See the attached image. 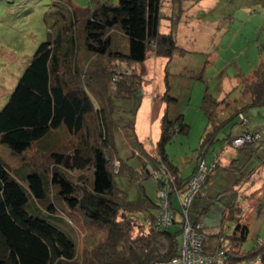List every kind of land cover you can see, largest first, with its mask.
<instances>
[{"label":"trees","instance_id":"1","mask_svg":"<svg viewBox=\"0 0 264 264\" xmlns=\"http://www.w3.org/2000/svg\"><path fill=\"white\" fill-rule=\"evenodd\" d=\"M162 2H100L91 11L69 2L65 13L53 12L55 32H50L49 38L37 46L7 102L0 109V144L16 155H23L34 143L62 130L76 136L78 143L72 152L65 151V148H50L42 154V157L50 158L54 165L46 180L41 174L44 172L36 165L39 172L32 171L20 177L32 196L53 217L52 223L26 210L28 198L25 191L0 159V264H156L177 253L181 215L178 219L174 218L172 225L180 226L175 232L169 228L159 229L155 225L157 212L150 210L157 204L147 203L144 206L147 214L143 220L134 215L143 207L129 200L114 180L109 156L114 142L108 137L109 122L102 114L105 108L98 110L95 107L90 91L97 94V90H87L90 88L89 79L95 82V69H105V73L100 72L118 86L120 94L116 97L131 99L135 95L141 96L143 79L137 65L146 60L148 51L169 59L175 52H184L177 46L171 32L161 33L159 30ZM118 60L132 64L134 71L124 76L125 71L118 75L117 69H107L108 62ZM85 75L87 80L83 79ZM99 85L104 92L107 91L105 82H99ZM241 94L245 103L235 108L238 105L235 100L236 106L230 108L228 95L216 98L205 92L200 107L207 125L200 156L217 140L224 124L235 115L239 117L244 107L264 105V64L258 65L251 77L242 80ZM162 99L167 104L176 100L168 89ZM222 104L228 108L222 111L225 114L223 117L217 111ZM110 106L113 113L115 101L110 100ZM241 128L238 133L227 134L225 144L244 132L260 135L250 127ZM176 132L187 133L188 125L183 122L181 114L170 118L167 109L161 118L160 136L155 143L156 156L166 164L179 186L174 167L165 153V145ZM258 139L260 136L254 142ZM214 162L205 182L218 167L217 158ZM85 168L91 171L88 182L80 176L81 185H78L68 178L69 170L83 171ZM122 169H127L130 174L133 172L125 162L121 165ZM46 184L54 188L55 196L64 208L79 212L83 217L89 232L81 248L77 232L69 227L65 217L56 215L54 203L48 200ZM179 189L183 190V187ZM205 209L202 208V212ZM176 212L175 209L174 216ZM198 218L199 215L194 220ZM229 218L236 219L232 234L227 238L220 232L216 234L225 240L219 242L226 255L222 264H234L243 258L249 260L264 254L263 245H258L247 254L242 252L240 256L232 253L246 240L248 227L241 222L240 215ZM135 226L137 233L133 235Z\"/></svg>","mask_w":264,"mask_h":264},{"label":"rangeland","instance_id":"2","mask_svg":"<svg viewBox=\"0 0 264 264\" xmlns=\"http://www.w3.org/2000/svg\"><path fill=\"white\" fill-rule=\"evenodd\" d=\"M69 2L76 7L91 11L100 2L116 4L117 0H0V109L7 102L37 46L49 38L50 32H55L53 12L65 13L69 9ZM262 2L258 12L249 14L237 1L234 3L232 0H193L186 19H182V23L192 26H184L181 29L180 41H189L190 45L187 46L186 43L184 46L194 51L182 57H174V61L168 66L167 77L164 78V75L162 77L164 89H168V93L176 99L170 104L172 118L181 114L183 122L188 125L187 133L176 132L165 145L169 163L184 177L191 173L195 162L197 163L196 158L198 161L204 158L205 163L209 165L217 155L219 163L202 186L200 193L194 198L189 219L194 220V217L202 212V208H206L199 215V218L204 220L203 226L207 227L206 231L210 233L215 230L227 238L232 234L236 223V219L229 216L240 215L241 222L248 227V235L240 248L237 247V250L232 252L237 256L242 252L247 254L258 245L264 246L259 242L261 240L264 243V105L243 109L249 127L260 133V139L252 143L246 141L239 146L233 144L234 139L225 144L224 139L227 134L233 135L242 129L239 124L240 117L235 115L224 124L217 140L209 145L202 157H199V154L207 119L200 106L205 92L216 98L228 95L230 108L236 106L235 100L238 103L235 108L245 103L241 94L242 80L251 77L254 69L264 64V0ZM228 9H231L234 15L226 23L223 16ZM147 61H152V57H148ZM111 62H108V66L105 65L108 70L113 68L123 70L126 72L123 73L124 76L134 71L132 64L121 60ZM100 71L105 73V69H95L96 74L93 76L95 82L89 79L90 88L87 90H97V94L90 91L95 107L98 110L101 107L105 108L102 114L103 118L106 115V121L109 122L108 137L114 142L109 150L110 168L114 173V180L129 200L143 207L140 212H134L135 216L143 220L147 214L144 210L147 203L157 204L156 209L153 206L150 210L154 213L158 208V181L147 172V169L154 170L159 163L165 164L156 156L157 151L153 143L155 126L152 127L151 137L143 145L138 143L133 130L137 129L138 123L143 119L139 117L138 109L142 94L135 95L131 99H119L116 97L120 94L117 84L105 78L106 76ZM83 79L87 80V75ZM99 82L107 84V91L104 92L100 88ZM157 85L160 86L158 80ZM110 100L115 101L113 113H111L112 109L110 110ZM227 109L222 104L217 111L223 117L225 114L223 115L222 111ZM229 112L231 114V111ZM54 134L57 137L45 136L23 155H16L5 145L0 144L1 162L7 167L11 176L21 184L27 195L26 210L51 223L53 217L49 216L44 205L32 196L26 182L20 177L32 171L39 172L36 170V166H39L46 180L54 165L50 158H44L45 155L42 157V154L50 148L55 150L65 148V151L72 152L73 147L78 143V138L65 130ZM27 161L30 162L29 165L26 164ZM124 162L133 169L131 174L127 169L121 170ZM67 176L72 182L81 185L78 178L81 176L88 182L91 171L89 168L83 171L69 170ZM45 187L49 202L55 205L56 215L65 217L69 227L77 232V242L81 248L87 239L86 233L89 232L83 217L79 212H70L64 208L60 199L56 198L55 190L51 185L46 184ZM232 187L234 191L229 190ZM238 188H241L240 192ZM172 197L171 195V199ZM232 197L235 198L239 208L232 205L229 215L224 218L222 211L226 207V202ZM176 211V216L179 217L178 209ZM136 227L132 229L133 235L137 233ZM179 227L178 224H174L169 229L175 232ZM181 237L180 232L177 234L178 244L181 243ZM263 257L264 254L260 253L253 259L243 258L234 264H264Z\"/></svg>","mask_w":264,"mask_h":264},{"label":"crops","instance_id":"3","mask_svg":"<svg viewBox=\"0 0 264 264\" xmlns=\"http://www.w3.org/2000/svg\"><path fill=\"white\" fill-rule=\"evenodd\" d=\"M192 1L193 0H163L160 8L161 13V20L159 23V30L161 33H169L171 32L174 35L176 44L179 48H182L184 50L183 53L175 52L171 59L163 56H156L154 53L150 50L147 53V58L152 57V61L146 60L137 65V69L140 71V73L143 76V84L141 88V94L142 98L139 105V117L141 116L143 119L140 123L137 125V129H134L133 132L135 134L136 140L139 143H143L149 139L152 135V127L155 126V137L154 141L150 138V140L153 141V143H156V141L159 139L160 136V124H161V118L164 115L165 110H169L170 118H172L173 114L171 113L170 104H167L163 99L162 96L166 93L167 89H164V83H163V75L164 78L167 77V69L168 66L174 61V57H182L186 54L192 53L194 50H190L188 47L186 48L184 44L187 43V46L190 45L189 41L184 42L180 41V36L182 37V28L184 26H188L187 23H182V19L186 17L187 13L192 7ZM234 3L237 1L240 3L239 5L246 10L249 14H253L258 12L259 6L263 3L262 0L260 2L257 0L248 1V0H232ZM261 7V6H260ZM255 8V10H253ZM226 14H224L223 19L224 22H229L232 19V15H234V12L231 9H228L225 11ZM186 19V18H185ZM192 25L188 26L191 27ZM191 36V31L189 32V37ZM147 61V62H146ZM152 79H154L152 83ZM157 80L160 83V86L157 85ZM147 118V120H146ZM149 122V123H148ZM150 128V129H148ZM240 132V131H239ZM238 133V132H237ZM206 153V152H205ZM204 153V154H205ZM202 154L199 157L204 156ZM198 157V156H197ZM196 161L197 158H196ZM196 162L194 165V168L192 169L191 173L184 177L182 174L177 170L175 166L174 175L177 178V181H179L178 187H183L185 189V183L187 179L192 175L194 172ZM219 165V164H218ZM227 166V165H226ZM140 167V166H139ZM138 169V168H137ZM136 170V169H135ZM174 172V171H173ZM213 174V173H212ZM240 187V185L238 186ZM243 188V186H241ZM241 188H238V192L241 191ZM234 191V188H229V190ZM236 189V187H235ZM229 190L226 192H229ZM235 197V196H234ZM232 197L230 200L226 202V207L222 211V215L224 218H226L227 213L230 211V207L232 205H235L239 208V205L235 202V198ZM172 202L175 206V208H178V201L175 196L172 197ZM156 209V208H155ZM156 213V210H155ZM199 215H201L199 213ZM176 219L179 217L175 216ZM204 221V220H203ZM206 226L204 227V232L207 236V242H206V250L208 252H213L217 248V246L220 244L219 242L224 241L222 237L216 236L218 231L215 232V230H212V232L206 231ZM214 229V228H213ZM182 240V237H181ZM181 244V243H180ZM178 244V247L180 246Z\"/></svg>","mask_w":264,"mask_h":264},{"label":"built area","instance_id":"4","mask_svg":"<svg viewBox=\"0 0 264 264\" xmlns=\"http://www.w3.org/2000/svg\"><path fill=\"white\" fill-rule=\"evenodd\" d=\"M123 70H117L120 75ZM241 126L248 128V120L243 113L239 114ZM259 134L252 132H244L238 137H235L233 144L239 146L246 141L254 142L259 138ZM216 157V155H215ZM217 158V157H216ZM215 161V159H214ZM206 164L204 158L197 161L196 168L192 175L188 178L185 189L180 190L175 184V179L171 171L165 164L159 163L157 169H147V172L155 177L158 181V208L155 225L159 229L169 228L174 221V204L171 195L175 196L178 201V211L182 218L181 225V244L177 253L167 260L156 264H213L214 262L223 263L226 260L223 245H218L215 251L208 252L206 250L207 236L204 233L203 221L201 218L197 220L189 219V212L194 198L200 193L211 168L214 163ZM260 244L263 242L259 240ZM259 260V259H258Z\"/></svg>","mask_w":264,"mask_h":264}]
</instances>
